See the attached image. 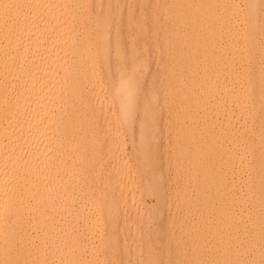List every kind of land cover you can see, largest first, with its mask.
<instances>
[{
  "label": "bare ground",
  "instance_id": "6f19581e",
  "mask_svg": "<svg viewBox=\"0 0 264 264\" xmlns=\"http://www.w3.org/2000/svg\"><path fill=\"white\" fill-rule=\"evenodd\" d=\"M95 1L101 17H88L89 0H0V6H15L0 7V264L93 263L106 236L95 222L87 221L89 213L113 214L116 223L121 213L113 209L119 199L101 187L97 190L95 181L110 175L106 168L117 180L120 171L114 169L122 160L110 149L112 144L107 149L92 145L94 139H102L99 136L80 142L73 124L92 119L94 125L86 124L96 131L109 113H116L117 117H108L113 128L132 126L139 94L137 71L142 73L141 84L147 83L145 103H157L159 113L166 109L179 115L174 125L183 128L175 131V141L181 137L185 145L197 143L186 160L193 165L192 180L207 178L203 186L208 190L222 187L221 200L214 191L208 196L219 204L212 215L220 247L216 257L259 261L264 210V0H242L243 10L239 0ZM149 11L154 13L148 15ZM123 30L130 33L128 39ZM139 41L145 58L135 61ZM149 49L155 56L162 54L161 97ZM125 55L129 67L122 66ZM99 60L107 75L112 110L102 109L100 84L93 74ZM249 64L255 65L253 72ZM93 85L95 89L88 90ZM236 114L250 121L252 131L242 123L236 125ZM203 128L216 132L208 145L201 137ZM246 129L251 132L243 140L241 132ZM222 143L229 152H222ZM145 144V137L137 138L134 154L141 163L147 162ZM242 146L247 154L241 152ZM182 147L180 159L185 160L188 151ZM204 149L215 159L209 166L203 161ZM246 158L253 164L244 199L240 189H234L233 175L244 171ZM84 173L85 186L76 189ZM182 192L187 193L184 188ZM84 199L90 206L87 212L79 205ZM167 207L161 200L158 213ZM169 216L165 225L190 228L198 235L197 222L179 209ZM116 236L115 228L109 229L107 237ZM150 259L157 258L149 253Z\"/></svg>",
  "mask_w": 264,
  "mask_h": 264
},
{
  "label": "rangeland",
  "instance_id": "374dc122",
  "mask_svg": "<svg viewBox=\"0 0 264 264\" xmlns=\"http://www.w3.org/2000/svg\"><path fill=\"white\" fill-rule=\"evenodd\" d=\"M131 1L132 0H130V2ZM238 3V8L243 10L244 7L242 0H239ZM89 7L91 8L90 13L88 14L89 18L102 16V10L101 8H98L96 6L95 0H89ZM153 13L154 11H149L148 15H152ZM156 19L161 20V17L157 16ZM123 33L125 35L123 36L127 37L126 39H128L129 36L127 35L129 32L127 33L125 32V30H123ZM141 43L142 41H139L140 49L143 46V44L141 45ZM138 53V58L135 59V61H142L145 58V54L142 49ZM147 56L148 58L150 56H153L150 60V66H153L152 72L158 74L154 81L155 87L159 92V97H161L163 83L160 82H162L163 78H161V75L159 74V64L161 62L162 54L158 53V55L155 56L153 54V50L149 49ZM103 67V63L100 60L97 61L96 65L93 67V74L97 76V81L100 84L101 96L103 98L102 109L112 110L114 109V106L112 105V103H110L111 99L109 97L107 75L105 72H103ZM248 68L250 72H253L256 69L254 64H249ZM92 89H95L94 85L88 90ZM110 116L117 117L118 114L109 113L108 117ZM178 116L179 115H172L171 113H167L166 109H162L161 113H159V126L156 136V148L154 157L151 161V165H149V162L147 160L146 163H141L134 154L136 140L139 137L141 138V136H139L140 131L137 125H132L130 127L122 126L120 128H113L112 121L108 120V117L105 123H101L102 125L99 126L96 131L94 130V128L89 129V127L87 126V124L94 125L95 122H93L92 119L86 120L87 122H85L87 124L83 122L81 125L73 124L76 126L74 133L79 138H81L79 140L80 142L82 140L89 139L92 135L99 136L102 139H94L92 141V145H95V147L98 149H103L105 146H107L105 148L107 149L110 148L108 146L112 144L110 149H112L114 153L116 152L117 157H120V159L122 160L121 161L119 159L122 162V165L118 164L121 166H117V169L114 165L110 166L112 167V169L115 168L114 171H120L119 175L117 173L115 177H119L117 178V180L114 178H110L112 170L108 171L110 169L108 167L109 169L106 168L105 173L110 172V175L105 174V177L106 175H108L106 179H104L105 177H100L99 180L97 179L95 181V183L98 182V187L96 188L97 190L99 189V187H101L105 194H109L111 196L113 192L114 194L112 198H116L117 200L119 199V202L115 206H113V209L117 208L118 210H121V213L118 211L119 213L117 223L112 222V218L114 217L113 214H102L101 216H97L93 211L89 213L87 221L95 222L96 226L100 227L103 231L104 236H106V240H104L98 246V248H96L97 256L95 257L92 264H106L107 261H115L116 264H137V262L147 261L149 253L154 254L155 258L164 261L183 258L198 260L203 259L208 261L218 259L216 256L218 255L217 253L219 252L220 247L215 243L213 232L215 231L216 220L215 218L212 219V217L214 216L216 207L219 204L216 203L215 198L213 200V198H209L208 196L210 192L214 191L216 192L217 201H219L218 199L221 200L222 187H219L218 185L214 189L208 190L206 186H203L207 184V178L198 179V177L196 178L197 181L195 180L196 182L194 181V179L192 180L193 165L190 161L186 162V160L191 157L192 153L194 152L193 147H196L197 143H194V141H192L193 144L191 142L190 144L186 143L185 145L184 143H181V137H178V142L175 141V131L183 128V126H181V124L179 125V123H177V125H174L175 118H177ZM243 116V114H238L236 116L238 117V121H236L238 123L240 122V124H237L236 122V125L238 127H241V125L243 124L245 127L249 128L252 131L253 125H251V123H249L250 121ZM101 117H104L103 114H101ZM192 125L193 124L191 123H187V126L189 128H191ZM187 126L186 124H184V127ZM199 129L200 127L198 128V130ZM192 130L193 128L191 129V131ZM247 130L248 129L241 132L243 140H247L250 135L249 132L251 131ZM203 131L205 132L204 128ZM214 133L216 132L208 131V133L205 132L206 135L204 134L201 136L203 137L206 145L211 143L212 140L209 136L213 135ZM247 133H249L248 137ZM111 138L112 141L110 140ZM182 145L187 147L188 151L186 153L187 158H185V160H182V158L180 159V155L184 156ZM221 145L222 152H229V149L225 144L222 143ZM69 147L70 146L67 147V150H70ZM240 149L241 152L245 154L248 153V149L244 146H242ZM202 154L203 161L207 166L210 165V162H213L215 160L212 157V152L210 150L204 149ZM76 157L79 159V156ZM75 163L76 165H79V160H75ZM252 164L253 161L250 158H246L243 161L244 171H241V174L238 173L233 175L234 189L239 188L240 192L237 191V193L239 192L244 199H247L248 195L244 186L251 183L249 169ZM142 168L146 172H148V174H143ZM219 168H221V171L224 170L223 166H220ZM188 176L190 178L189 180H187ZM87 177L86 173H84L79 178V185H77L78 188L76 189L84 188L85 184L82 182V180L87 179ZM102 179L107 182L104 184V181ZM100 180L103 182H101ZM113 181L114 183H110ZM191 181L194 182L192 183ZM100 182L101 184L99 185ZM185 186H187V188H185ZM202 186L205 189H203L201 193L194 196V194H196L195 191H197L196 189L201 188ZM183 188L188 193H186L185 196H183ZM73 189L75 190V188ZM194 199H196V201ZM161 200L165 201L166 206H168V211H165V213L163 214H161L160 212L158 213L159 202ZM213 201L216 204H213ZM246 203H248V200ZM79 205L86 212L90 208L89 202H87L86 199L82 200ZM175 209H179L180 213L185 214L188 220L197 222L198 235H196V237L190 228L177 229L174 224H172L173 226L165 225L164 218H170L169 215H172V212H174ZM194 211H197L196 214H194ZM141 215H143L144 217H142ZM143 218L145 219L143 220ZM122 220L124 222L123 224H121ZM119 221L120 223L118 224ZM141 222H143L144 224ZM78 226V228L81 229V224ZM114 228L118 232V236L114 238L107 237L109 229ZM200 228H203V230ZM95 236L96 234L94 235V237ZM250 236H252L251 233L245 235L247 240L250 239ZM176 238H180L181 240L175 241L174 239ZM96 239H94L92 242L93 246L97 244Z\"/></svg>",
  "mask_w": 264,
  "mask_h": 264
},
{
  "label": "snow or ice",
  "instance_id": "6c2138e0",
  "mask_svg": "<svg viewBox=\"0 0 264 264\" xmlns=\"http://www.w3.org/2000/svg\"><path fill=\"white\" fill-rule=\"evenodd\" d=\"M0 7L4 9H9L15 7L14 5L5 4ZM163 22V18H162ZM123 67H129V62L127 55L124 57ZM136 83L139 87V94L137 96V104L135 109V116L133 118L132 125L135 126L139 124V131L141 137H146V144L143 147V152L145 159L151 165V161L154 157L156 148V136L159 126V106L157 103H145V97L148 91L146 81L141 84L142 73L137 71L134 73ZM262 253L261 259L256 261L255 259H244V260H198V259H170L164 261L161 259H150L147 261L137 262V264H264V210H262V243H261ZM251 256V253H249ZM5 264H13L11 261L5 262ZM19 264V262H16ZM106 264H116L115 261H107Z\"/></svg>",
  "mask_w": 264,
  "mask_h": 264
}]
</instances>
